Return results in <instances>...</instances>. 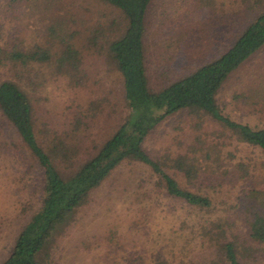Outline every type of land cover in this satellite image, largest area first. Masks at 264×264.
<instances>
[{"label": "rangeland", "instance_id": "obj_1", "mask_svg": "<svg viewBox=\"0 0 264 264\" xmlns=\"http://www.w3.org/2000/svg\"><path fill=\"white\" fill-rule=\"evenodd\" d=\"M263 12L264 0H152L144 36L150 89L159 91L219 58ZM125 25L122 13L102 0H0V48L28 53L40 47L49 54L47 62L0 64V84L13 83L27 96L30 122L45 150L55 137L71 147L73 171L98 152L128 113L122 78L108 51ZM215 100L233 123L264 129V46L228 77ZM236 137L200 113L166 117L143 149L161 163L168 156L198 159L207 172L192 184L164 167L182 188L209 197L211 210L199 213L168 197L146 166L124 161L69 214L47 247L49 258L42 253L40 259L190 264L207 250L200 241H188L197 238L200 225L222 219L226 241L245 250L240 261L264 264V242L249 238L244 213L248 193L264 192V155ZM41 183L38 162L0 108V263L38 208Z\"/></svg>", "mask_w": 264, "mask_h": 264}, {"label": "trees", "instance_id": "obj_2", "mask_svg": "<svg viewBox=\"0 0 264 264\" xmlns=\"http://www.w3.org/2000/svg\"><path fill=\"white\" fill-rule=\"evenodd\" d=\"M102 1L118 9L126 22L123 33L109 44L108 51L122 78L123 100L128 113L117 131L92 158L73 171L69 166L74 153L67 143L55 137L46 143L45 150L31 125L27 96L13 83L0 84V108L35 157L42 176L39 206L23 225L9 256L0 264H46L43 255L49 258L47 247L55 235L63 231L69 214L83 205L89 194L124 161L146 166L155 175L159 189L168 197L182 201L186 207L199 213H208L212 208L211 199L182 188L164 167L181 172L187 184H192L207 172L198 159L186 155L174 159L168 156L161 163L150 158L143 149L151 131L166 117L180 111L188 110L210 117L234 133L240 143L259 149L264 155V129L233 123L222 115L215 100L228 77L264 46V12L242 30L219 58L161 90L153 91L146 75L144 48L145 18L152 0ZM34 50L22 53L15 47L0 48V64L24 66L49 60L45 50L40 47ZM69 53L75 59L74 52L69 50ZM60 169L64 170L63 173ZM247 198L244 213L249 238L263 243L264 192H249ZM196 232L197 238L188 242L200 241L207 252L203 250L197 254L190 264H245L240 261L245 250L242 252L234 242L226 241L227 231L222 219L208 221Z\"/></svg>", "mask_w": 264, "mask_h": 264}]
</instances>
